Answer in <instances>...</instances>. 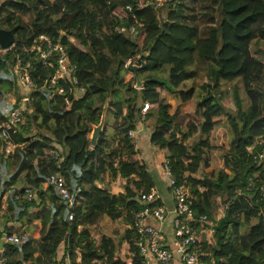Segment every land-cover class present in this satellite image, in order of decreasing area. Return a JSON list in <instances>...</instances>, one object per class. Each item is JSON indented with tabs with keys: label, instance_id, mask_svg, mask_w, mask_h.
Instances as JSON below:
<instances>
[{
	"label": "trees",
	"instance_id": "obj_1",
	"mask_svg": "<svg viewBox=\"0 0 264 264\" xmlns=\"http://www.w3.org/2000/svg\"><path fill=\"white\" fill-rule=\"evenodd\" d=\"M0 27L15 36L0 48V120L10 94L20 95L17 56L27 66L30 53L29 74L37 83L23 119L8 139L0 135V211L8 192L3 229L24 235L18 243H1L0 264H61L60 243L71 264L78 258L125 264L124 240L137 261L130 224L141 203L134 196L140 188L160 187L144 171L129 134L141 123L143 103L145 118L154 117L149 142L174 184L189 188L195 214L206 215L193 225L203 264H264V49H256L264 40V0H2ZM40 34L65 47L76 83L66 76L50 82L57 65L44 67L32 49ZM145 51L143 83L135 87L126 62ZM58 85L64 94L55 92ZM64 95L68 104L59 99ZM193 97L198 118L181 123ZM220 121L231 126L229 143L219 140L228 134L217 128ZM189 132L196 138L185 143L180 135ZM7 140L14 144L10 152L3 148ZM214 149L220 154L213 162ZM52 173L62 175L72 205L48 182ZM26 187L34 190L31 198L24 196ZM106 216L126 224L118 242L104 230ZM38 220L35 238L29 225Z\"/></svg>",
	"mask_w": 264,
	"mask_h": 264
},
{
	"label": "built area",
	"instance_id": "obj_2",
	"mask_svg": "<svg viewBox=\"0 0 264 264\" xmlns=\"http://www.w3.org/2000/svg\"><path fill=\"white\" fill-rule=\"evenodd\" d=\"M160 0H155L156 5ZM127 7H130L127 5ZM32 49H35L36 60H39L44 67L57 65L52 75L49 76L51 83L58 81L60 77H69L72 83H76V69L73 65L67 63V53L65 47L59 42H53L47 35L40 34L35 40ZM30 54V53H29ZM25 64L21 63V58L17 56L14 66L15 84L20 93L16 98L15 94H10L7 104L2 107L3 119L0 120V135L5 138L10 137L9 129L23 119V110L26 107V101L32 99L31 92L37 86V83L30 77L28 66H30L31 55ZM58 94H64V87L58 85L56 91ZM66 104L69 98L64 95L59 98ZM147 103H143L141 107L142 122H145V113ZM136 129V128H134ZM134 129L129 134L134 133ZM13 143L7 140L4 144L5 152H10ZM261 154H264V150ZM164 172L168 176L167 189L170 193L171 203L169 204L161 197L158 187L152 185L149 189L140 188L135 195L141 200V205L133 210V219L130 224L131 232L135 237V245L138 249L137 261L133 260V253L128 249V254L123 255L122 259L125 264H173L176 260L178 264H203L198 256V247L196 237L193 231V225L200 221L206 220L205 214L196 215L192 204V195L188 187H182L174 184V180L170 171L163 161ZM48 182L55 185L60 196L72 205L71 193L65 186L62 175L52 173L48 176ZM8 192L2 196V214H7L4 210L6 206ZM34 190L31 187L25 188L24 196L31 198ZM161 199L162 203H155L157 199ZM73 212L69 213L72 218ZM24 235L15 232H7L0 228V254L3 252L1 243L12 242L18 243L22 241ZM121 251V250H120ZM77 264H87L77 259Z\"/></svg>",
	"mask_w": 264,
	"mask_h": 264
},
{
	"label": "rangeland",
	"instance_id": "obj_3",
	"mask_svg": "<svg viewBox=\"0 0 264 264\" xmlns=\"http://www.w3.org/2000/svg\"><path fill=\"white\" fill-rule=\"evenodd\" d=\"M1 1L2 0H0V3H1ZM174 36L175 37H178V33H175L174 34ZM261 48V49H264V40H259L258 41V43L256 44V49L257 48ZM257 51H259V50H257ZM180 54L181 55H184L185 54V51H183V52H180ZM127 74V73H126ZM187 85H190V82L189 81H187ZM223 85L225 86V87H231V82L230 83H223ZM238 86H239V88H238V93H239V95H240V97L242 98V103H243V105H244V107H246L247 106V101H246V97H245V94H244V92H243V89H242V87H241V84H240V82H238ZM170 97L172 98L173 97V95H170ZM179 99L178 98H176L174 101L175 102H177ZM195 103H196V99H195V97H193L192 98V100H191V103H190V108L189 109H187V111H185V112H189L190 114H191V117L190 118H186L185 119V116H186V113L185 112H182V114H180V116H179V121L182 123H184V122H186L188 119H197L198 117L196 116V115H194V114H192V111H193V108H194V105H195ZM229 105L230 106H232L233 108H234V105L231 103V102H229ZM225 120H223V122H224ZM223 122L222 121H220L219 123H218V125H217V128H220V129H222L223 131L226 129V131L228 132V134H227V138H226V135H224V136H221L220 138H219V140H225L226 139V143H229V141H228V137H229V134L232 132L231 131V126L228 124V123H224V127L222 126V124H223ZM180 138H181V140L183 141V142H185V143H190V142H193L194 141V139L196 138V133H187V134H185V135H180ZM148 144H147V142H142V144H141V146H140V151H152L151 152V155L152 156H157V152L158 151H160L158 148H156V147H148L147 146ZM145 147H148L147 148V150H145L144 148ZM213 151H218V152H216V154L213 156V162H214V160H216V158H215V156L217 157V158H219V154H220V151L219 150H217V149H214ZM151 167L149 166V169H150ZM160 169L157 171L156 169H154V171H153V174H154V178L157 180V181H159V186H160V188L161 189H165V187H166V189H167V185H168V176L166 175V173L164 172V168L162 169V166H160L159 167ZM141 170V169H140ZM142 171V170H141ZM198 174V172H195V175H197ZM118 184L120 185L121 184V182H118ZM113 187H114V191H118V190H116V185H113ZM167 192V191H166ZM168 193V192H167ZM103 224H104V230L106 231V232H109V233H111V234H113L114 236H115V239L117 240V242H118V240H119V238H120V234L124 231V229L126 228V224H124L123 223V221H120V220H118V221H111L107 216L103 219V222H102ZM128 229V228H127ZM40 231H41V228H40ZM119 248H120V250H121V252L124 254V255H127L128 254V249H129V244H128V242L126 241V240H124V241H122L121 243L119 242Z\"/></svg>",
	"mask_w": 264,
	"mask_h": 264
},
{
	"label": "crops",
	"instance_id": "obj_4",
	"mask_svg": "<svg viewBox=\"0 0 264 264\" xmlns=\"http://www.w3.org/2000/svg\"><path fill=\"white\" fill-rule=\"evenodd\" d=\"M153 123H154V117L146 119L145 122H141L136 125L137 127H135L136 129H134V133L132 134V136L136 140L137 147L139 148V155L144 159V163H145L144 171H147V172L149 171L150 173L151 172L153 173L154 169L158 171L160 169L159 168L160 166H162V169H163V158H162V154L160 151L157 152V156H152L151 155L152 151L151 152L150 151H140V146L142 142H147L148 144L147 146L149 148L152 146L151 143L149 142V135H150V130H151ZM148 147H145L144 149L147 150ZM149 166L151 167L150 169H149ZM158 191L160 192L161 197L163 198L164 201L166 200L169 204L172 202L170 198V193L168 192V189H166V187L164 190L158 187ZM4 222L5 220L0 214V228H4L3 227ZM41 226H42V223L40 222V220H38L37 222L29 225V232H31V234L36 238L40 234ZM119 253L122 257V254H121L122 252L119 251ZM64 254H65L64 244L60 243L58 247V251H57V259L58 260L62 259L61 264H71L68 256ZM173 264H178V261L175 260Z\"/></svg>",
	"mask_w": 264,
	"mask_h": 264
},
{
	"label": "water",
	"instance_id": "obj_5",
	"mask_svg": "<svg viewBox=\"0 0 264 264\" xmlns=\"http://www.w3.org/2000/svg\"><path fill=\"white\" fill-rule=\"evenodd\" d=\"M15 40V36L12 30L0 27V48L7 49L10 44H12ZM149 51H145L141 53L137 57V61H133L132 59L127 60L126 67L129 69L135 78V87H140L143 83V80L139 76V72L145 67V61L142 59V56H147ZM104 122V113L102 114L101 120L99 123L93 126L91 134H90V142L91 144H95L97 137L99 136L102 125ZM134 199L141 203V200L138 197L134 196Z\"/></svg>",
	"mask_w": 264,
	"mask_h": 264
},
{
	"label": "clouds",
	"instance_id": "obj_6",
	"mask_svg": "<svg viewBox=\"0 0 264 264\" xmlns=\"http://www.w3.org/2000/svg\"><path fill=\"white\" fill-rule=\"evenodd\" d=\"M146 119V118H145ZM141 122H142V119H141Z\"/></svg>",
	"mask_w": 264,
	"mask_h": 264
}]
</instances>
